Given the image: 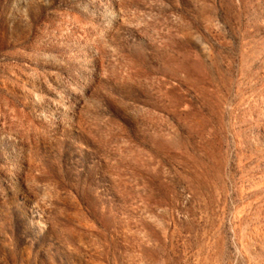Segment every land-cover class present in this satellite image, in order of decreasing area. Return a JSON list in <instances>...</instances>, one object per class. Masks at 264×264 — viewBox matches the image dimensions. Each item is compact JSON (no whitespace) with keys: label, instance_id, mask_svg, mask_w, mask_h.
<instances>
[{"label":"rangeland","instance_id":"1","mask_svg":"<svg viewBox=\"0 0 264 264\" xmlns=\"http://www.w3.org/2000/svg\"><path fill=\"white\" fill-rule=\"evenodd\" d=\"M0 264H264V0H0Z\"/></svg>","mask_w":264,"mask_h":264}]
</instances>
